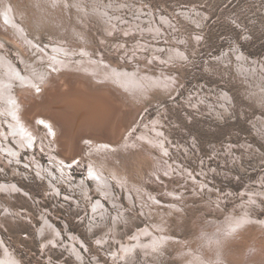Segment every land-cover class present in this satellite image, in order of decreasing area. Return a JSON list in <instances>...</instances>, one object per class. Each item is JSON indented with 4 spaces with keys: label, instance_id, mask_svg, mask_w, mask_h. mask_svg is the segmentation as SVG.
I'll list each match as a JSON object with an SVG mask.
<instances>
[{
    "label": "rangeland",
    "instance_id": "obj_1",
    "mask_svg": "<svg viewBox=\"0 0 264 264\" xmlns=\"http://www.w3.org/2000/svg\"><path fill=\"white\" fill-rule=\"evenodd\" d=\"M8 1L19 8L21 2H25ZM109 1L115 3L114 5L120 3L123 7L129 5L132 12L137 13L142 6L143 13H146L144 15L149 17L155 15L151 17L154 19L150 18L149 33L141 30L131 31L130 28L121 29L122 31L107 29L106 27L111 26L104 24L96 16L82 17L73 8L67 11L63 7L55 12L46 9L53 12L51 18L53 17L57 24L43 28L44 32L39 38L34 35L32 28H29L31 32L28 33L42 46L48 41L57 40L55 38L52 40L53 34L62 38L61 43L70 47L74 45L72 47L74 50L76 48L80 50L85 43L88 56L103 61L105 59L111 66L119 69L124 67L129 71L136 70L137 75L141 72L149 73L154 79L163 81L160 87L149 91L150 94L143 100L146 106L144 105L138 115L139 127L133 125L131 130L136 127L135 132L140 131L145 128L142 123L149 125L147 123L156 120L165 147L170 149L167 159L170 157L171 162H174L173 167L180 169L178 165L181 166L180 176L172 179L163 175L165 182H157L158 184L149 182V193L153 191L152 195L158 193L157 198L164 196L166 199L169 195L167 190L172 192L174 189L177 193L182 192L187 198L185 204H181L183 209L178 212L182 213L175 214L178 217L166 216L170 220L167 231L177 240H168L160 255L154 256L155 250L146 252L137 249L130 256L131 261H119L120 264H186L190 262L189 255L192 249L201 250L205 255L200 259V264H264V196L259 192L264 190V122L260 120L264 118V98L260 97V93H254L260 86L264 89V0H106ZM26 9L31 14L29 8ZM185 11L187 13H184ZM161 16L167 17L169 23H164ZM189 16L195 17L198 21H192ZM24 23L28 22L25 20ZM28 25L31 26L30 23ZM157 25L159 29L156 28ZM0 37H3L6 44L0 51L9 56L19 69L26 72L20 54H23L25 59L32 60L31 62L38 56L35 57L36 54L31 48L25 49L14 42L13 37H11L13 40L8 38V33L5 37L3 35ZM100 38L105 40L101 41ZM154 42L162 46L160 51L151 50L150 45L155 44ZM147 43L149 47L145 48L147 51H143V46ZM116 48L120 49L115 52ZM176 51H182L185 56L175 55ZM240 52L244 55V62L249 64L251 69L254 67L258 70L260 85L255 81L253 85L246 83L239 69L241 60L235 55ZM169 53H173V56ZM26 66L28 67V64ZM116 113L119 115L118 108ZM110 131L118 133L119 129L113 126ZM149 132L151 133L150 128ZM46 137L42 136V139L48 143ZM149 150L153 153V149L149 147ZM32 151L43 164L48 163V155L41 148L38 149L37 144ZM25 155L26 153L20 157L22 162ZM80 164L77 161L74 164L69 163L68 176L75 179L85 176L86 168ZM0 166V182L2 180L17 182L33 196L29 198L20 192L11 196L2 194L0 198V203L12 211L21 210L26 214L27 209L32 216L31 219L36 221L32 225L30 221L15 214L4 216V209L0 208V234L5 244L15 252L23 264L48 262L57 264L64 259L66 263H71L75 259L73 255L68 256L66 251L51 245L42 250L43 246L39 239L33 237L34 225H42L38 220L39 212L42 210H47V214L54 215V218H63L67 229L80 234L90 245L89 251L85 249L81 251L84 256L82 264H90L94 259H100L101 264H114L110 260L112 248H101L92 243L98 231L87 230L83 223L77 222L83 215L81 210L73 211L74 206L58 197L57 200L48 198L43 190L44 184L38 181L33 173L29 172L28 176H25L24 171L22 174H16L17 172L14 173L9 167L3 168L1 162ZM19 166L21 170L27 168L24 164ZM174 174L177 172L174 171ZM90 184L92 188V183ZM67 191L68 189L62 186V192ZM92 193L94 192L91 191ZM123 201L128 208L126 201ZM127 212L131 222L126 224V227L123 226L125 231L120 232L121 237L125 233V236L134 233L135 226H143L142 222ZM152 213L154 216L149 217V225L161 220V216ZM242 216L256 221L249 219L243 221L240 227L228 228V222ZM51 221L56 222L60 228L64 227L62 222ZM27 234L30 237H27ZM64 237L67 239L66 235ZM197 253L202 255L200 251Z\"/></svg>",
    "mask_w": 264,
    "mask_h": 264
},
{
    "label": "bare ground",
    "instance_id": "obj_2",
    "mask_svg": "<svg viewBox=\"0 0 264 264\" xmlns=\"http://www.w3.org/2000/svg\"><path fill=\"white\" fill-rule=\"evenodd\" d=\"M25 2H27L30 6H27ZM25 2L22 1V5L20 4L21 6L19 8L14 6L8 0H0V36L3 35L5 37L6 33H8V38L12 39L11 37H13L14 42L22 47H25V49L31 48L32 52H35L36 54L35 57L38 56L35 61L31 62L32 60H27L22 56L23 54H20V60L26 69V72H23L9 56L0 51V162L2 163L3 168L9 167L14 173L17 172L16 174H22V171H24L23 174L25 176H28L29 172L33 173L35 178L44 184L43 190L46 192L45 194L48 198L57 200L56 198L58 197L59 199L64 200L74 206L73 211L79 212V210H81L83 215H79L81 217L77 219V222L83 223L84 228H87V230L89 229L91 231H98V235L94 237L92 243H94V245L97 244L101 248H112L110 250V260L114 264H120L119 261L123 262L130 260V256L133 255L137 249L145 250L146 252H152L155 250L156 253L153 255H160L164 251L163 246H165L168 240H177L167 231L169 229L167 227L168 221L170 220H168L166 216H176L175 214L183 209L181 204L184 203L187 197L185 195L183 196L182 192H175L172 188L171 189L174 192H168V182L166 185V188L168 189L167 193L169 194L167 195L166 199L168 200L164 199V196H161L162 198H157L156 194L158 193H153V195L151 193L153 191H150L151 194L149 193V182L154 184H158L157 182H165L163 175L172 177L173 179V177L180 176L179 174L182 171L181 166L178 164L177 165L180 169L173 167V161L171 162L170 157L167 159L170 149H166L165 147L164 139L160 133L161 131L159 128H157L158 124L156 120L147 123L149 125L142 123L145 125V128L141 129L140 131L135 132V128L138 126V115L142 112V109L145 105V103L143 104V100L150 94L149 91L155 89V87H160V85L163 84V81L154 79L153 76L149 75V73L147 74L141 72L139 75H137L135 69L134 72L125 70L126 68L124 67L121 68L123 69L121 70L117 67L111 66L105 59L103 61L102 59L93 58L90 55L88 56L89 52L85 47V43L81 46L80 50L78 48L74 50L72 49L74 45L70 47L64 43H61L62 38L55 37L54 35L56 34H53L51 35L52 40L54 38L57 40L52 42L48 41L46 42L45 46H42V44L38 45V43L35 41V38L29 34L31 32L29 28H32L34 35L39 38L41 33L44 32L43 28L46 26L53 27V25L57 24L55 23L54 18H51L53 12L46 11V9H51L55 12V10L57 11L58 8L62 7L67 11H69L70 8H73V10L82 17L94 15L100 21L104 22V24H109L111 27H106L107 29H117L118 31H122L121 29L130 28L129 30L131 31L141 30L148 33L150 29L149 21H151L150 18L153 15H150V17L149 15H144L146 13H143L144 11L141 8L142 6L139 7L137 13L134 10V12H132V9L129 5H125V7H123V5L120 3L119 5H114L115 3L112 4L111 1L106 2V0H25ZM27 7L31 11V14L27 12ZM184 13L187 12L185 11ZM189 17L194 22L198 21L195 17ZM160 18L164 23H169L167 17L161 16ZM25 20L30 23L31 26H29L28 23H24ZM126 24H128L127 27ZM156 28L159 29V25H157ZM104 40L102 39L101 41ZM127 46L128 45H126V47ZM147 46L149 47V43L143 46V51H147V49H145ZM5 47L6 44L4 43L3 37H0V49L2 50V48ZM150 47L152 48V51H160L162 46L155 43L150 45ZM120 48H116L115 52ZM179 48L180 47L178 46V49ZM134 49L138 50L137 48ZM17 52L20 53L19 50H17ZM169 54L172 55L173 53ZM175 55H181V57L185 56L182 51H176ZM235 55L239 60H241L239 69L243 74L246 83L253 85V81H255L258 85H260L261 81L258 79V70H256L254 67L252 70L251 66L244 62L243 53L240 52L239 54L236 53ZM227 57L230 58V55L227 54ZM27 64L28 67L26 66ZM143 65H145V63H143ZM181 65H183V63H181ZM52 73L56 74V77L58 78L61 76L63 78L65 77V79L67 78L66 80L69 82V85H71V83L74 85L78 81H81L86 85H83L84 89H97L96 92L101 91L105 96H111L112 93H117L118 96H121L125 99L126 103L124 104L121 101H118L117 108L119 109V115L117 114V116L119 121L118 119L114 121L116 123L119 122L118 124L121 125L122 120H130L129 128H131L132 125H137L132 130L126 132L123 138H119V132L117 133L109 131L108 134L111 136H115V134H117L114 139L117 141L114 142L107 141L106 139L94 140L93 137L86 136L85 140L78 148L79 153L74 154L72 159L74 160L77 158V163L80 162V165L83 164L86 168L85 176L78 179L68 176V167L69 163H71V160H64L63 158H60L55 152V147L62 143L63 140L65 142L68 140V142H66L67 145H63V147H66L65 149H67V147L69 149L71 144L73 146L72 135L67 137V140L66 137L63 139L64 135L66 134L63 127L65 129L67 127L59 125L55 120H51L44 116H38L34 118V120L32 117L30 121L23 117L26 112L25 100L29 99L30 97H34L35 99L39 97L41 99H45L44 94L39 91H42L43 88L46 87V84L50 80ZM165 84L167 86L166 82ZM254 93H260V97L263 96L262 98H264L263 87L260 86L258 91H254ZM73 95L79 96V94L76 93ZM227 97L229 98V96ZM90 99L95 100L94 98ZM23 110L24 112H22ZM80 110H82V108L79 107L70 113H68L67 110L66 114L59 113L53 114V116L55 118L57 116L62 121H65L70 117L71 123H73L72 119L76 115L75 112ZM260 120L264 122L263 117L260 118ZM41 121L43 123H41ZM149 128L151 133L149 132ZM135 133L137 134L134 135ZM42 136H47L46 138L48 143L42 139ZM35 144L38 145V149L41 148V150L48 155L49 159L47 164H43L41 160L33 153L32 149ZM149 147L153 149V153H155V155L151 152V150H149ZM25 153V161L23 160L22 162L20 157ZM165 158L167 160H165ZM75 162L76 160L72 163L74 164ZM23 164L27 168L21 170L19 165ZM174 171L177 172V174H174ZM186 175L187 174H185V176ZM90 183H92V188L90 187ZM62 186H65L68 189L66 193L62 192ZM91 191L94 193L91 194ZM20 192L26 196H29V198H33L31 192H28L25 188L22 189L17 182L5 180L0 182V198L2 194L11 196L14 193ZM259 192L261 193V196H264V190H260ZM160 193H162V191H160ZM171 197L175 200H172ZM123 200H125L128 206L131 208H126L127 206L124 204ZM205 202L207 203V201ZM3 206L4 205L0 203V208H2L1 210L4 209V216H12L15 214L19 218L30 221L32 225L33 223H36L35 220L31 219L32 216L27 209L26 214L22 213L21 210L20 211L22 214H20L19 210L12 211L8 206H4V208ZM137 210H139L138 213ZM127 211L135 216L139 222H142L143 226H135L134 233L128 234L127 236H125V233L124 236L121 237L119 236L120 232L125 231L123 226L126 227V224L131 222V217L128 215ZM152 212L157 213L158 216H161V220L152 222V224L149 225V217L154 216ZM180 213H178V215H180ZM46 215L47 210H42L39 212L38 220L42 222V225L39 226L38 224H35L34 229L32 230L33 237L35 236L37 239H39L40 244H42V250H44L46 246L49 248V245H51L52 247L66 251L68 256L73 255L76 259H74V261L71 263H66L64 259L57 264H82L81 262H83L84 256L82 255L81 251H83V249L89 251L90 245L87 244V241H85V239L80 234L67 229V224L65 223L66 221L63 218H61L62 220L56 218V221L62 222L64 226H61L60 228L57 226V224L55 225L51 223ZM229 217H227V219H229ZM246 220H252L254 222L256 221L252 218L242 216L241 218H234V220L232 219L231 222H228V228L229 226L232 227L231 229H234L237 226L240 227L242 222ZM225 223H227L226 220ZM131 225H133V223H131ZM65 235L67 236V239L64 237ZM26 236L30 237L29 234ZM207 239L210 240V238ZM205 249L206 247H204V250ZM0 251V264H23L15 252H12L11 249L5 244V240L1 234ZM198 251H200L202 255L197 253ZM61 253L63 254V252ZM143 254L144 253H142V256ZM148 254L150 255V253ZM203 256L205 255H203L201 250L192 249V253L189 255L190 262L186 264H200V259ZM48 264L52 263L48 262ZM90 264H101V261L100 259H94Z\"/></svg>",
    "mask_w": 264,
    "mask_h": 264
},
{
    "label": "water",
    "instance_id": "obj_3",
    "mask_svg": "<svg viewBox=\"0 0 264 264\" xmlns=\"http://www.w3.org/2000/svg\"><path fill=\"white\" fill-rule=\"evenodd\" d=\"M56 76V74L52 73L51 77L49 76L50 80L47 82L46 87L43 88L42 91H39L44 94L45 99L30 97L25 100L26 112L23 117L30 121L32 117L34 120V118L38 116H44L51 120H55L59 125L67 127L66 129L63 127L64 132H66L65 135L63 134V139L66 137L67 140V137L72 135L73 146L71 144L72 149L71 146L69 149L68 147L65 149L66 147H63V145H67L66 142H68V140L66 142L63 140L62 143L55 147V152L60 158L68 161L71 160V163L75 160L77 161V158L72 160L73 156L76 154L80 144L85 140V137L89 136V134H91L90 136L93 137L94 140L106 139L107 141L114 142L117 141L114 140L117 134H115V136L108 134L113 126L119 129V138H123V136H125L124 134L131 130L132 127L129 128L130 123L127 121L122 120L121 125L118 124L119 122L116 123L114 121L116 119L119 121L116 113L117 103L121 101L125 104L126 101L124 98L118 96L117 93H112L111 96H105L101 91L96 92L97 89H84L86 85L81 81H78L74 85H72V83L69 85V82L66 80L67 78L65 79V77L63 78L62 76V78H58ZM75 93L79 94V96H74L73 94ZM90 98H94L95 100L92 101ZM79 107L82 108V110L75 112L76 115L72 119L73 123H71L70 117L62 121L57 116L56 118L53 116V114L59 113L66 114L67 110L68 113H70ZM22 112H24V110Z\"/></svg>",
    "mask_w": 264,
    "mask_h": 264
},
{
    "label": "built area",
    "instance_id": "obj_4",
    "mask_svg": "<svg viewBox=\"0 0 264 264\" xmlns=\"http://www.w3.org/2000/svg\"><path fill=\"white\" fill-rule=\"evenodd\" d=\"M46 217H48V219L50 220L51 223H53V224H57L56 222H52V221H51V220L56 221V218H54V215L47 214Z\"/></svg>",
    "mask_w": 264,
    "mask_h": 264
},
{
    "label": "snow or ice",
    "instance_id": "obj_5",
    "mask_svg": "<svg viewBox=\"0 0 264 264\" xmlns=\"http://www.w3.org/2000/svg\"><path fill=\"white\" fill-rule=\"evenodd\" d=\"M41 123H43V122L41 121Z\"/></svg>",
    "mask_w": 264,
    "mask_h": 264
}]
</instances>
